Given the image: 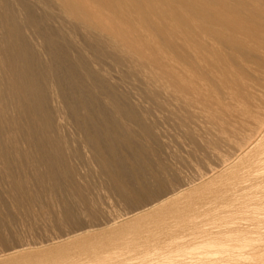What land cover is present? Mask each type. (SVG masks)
Returning a JSON list of instances; mask_svg holds the SVG:
<instances>
[{"label": "bare ground", "instance_id": "bare-ground-1", "mask_svg": "<svg viewBox=\"0 0 264 264\" xmlns=\"http://www.w3.org/2000/svg\"><path fill=\"white\" fill-rule=\"evenodd\" d=\"M39 219L0 264L252 263L264 0H0V237Z\"/></svg>", "mask_w": 264, "mask_h": 264}, {"label": "rangeland", "instance_id": "rangeland-1", "mask_svg": "<svg viewBox=\"0 0 264 264\" xmlns=\"http://www.w3.org/2000/svg\"><path fill=\"white\" fill-rule=\"evenodd\" d=\"M95 180H96V178H93L92 180H90V181H91V184H92V187H90V190H91V189L93 190V191L91 192V193H92V194H91L92 196H90V197H91L92 199L97 197V200H98L99 202H98L96 199H95V200L98 202V204H100V206L106 207V209H107V207H108V205H109L110 207H108V209H111V210H109V211H111V212H120V211L123 212V210H126V207H127V208L129 207L128 204H127V205L124 204L125 202H124V201H121V200L119 199L118 196H115L116 194H114L113 191H109V189L107 188V185H106V184H105V190H104V189H101V188L99 187V185H96V184H97V180H96V181H95ZM93 183H95V185H94ZM96 187H97V188H96ZM101 190H102V191H101ZM103 190H104V191H103ZM95 191H96V192H95ZM98 192H99V193H98ZM102 192H103V194H102ZM93 193H94L95 195H94ZM104 193L107 194V195L105 194V198L102 197V195H104ZM96 194H97V196H96ZM98 194H99V198H98ZM106 196L109 197V198L106 199V198H107ZM113 196H114V197H113ZM100 200H101V201H100ZM105 200H106L107 202H108V201H109V202L107 203ZM119 200H120V201H119ZM104 201H105V203H104ZM110 201H111V203H110ZM123 202H124V203H123ZM17 203H18V202H17ZM102 203H103V205H101ZM117 203H118V204H117ZM5 204H6V208H5ZM18 204H19V203H18ZM9 205H10V204H8L7 202L4 203L3 206H2V210H3V209H5L6 211H7V210H10V209H11V206H9ZM104 205H105V206H104ZM8 206L10 207V209H9ZM123 206H124V207H123ZM36 207H37V206H36ZM121 207H122V208H121ZM7 208H8V209H7ZM123 208H124V209H123ZM5 210H4V211H5ZM112 210H113V211H112ZM6 211H5V212H6ZM9 212H11V211H7L6 213H9ZM39 220H40V219H39ZM39 220H38V221H39ZM42 220H43V222H40V221H42ZM42 220H40L39 223H38V221H32V224H30V223L28 222V223L30 224V227H31V228L29 227V225H27V227H26L25 224H28L27 222L25 223V222L20 221V220H16V222L19 221V222H21V224H20L19 222H17V224H16V222H15V223L12 222V223H11V227L9 228L8 231L11 233L10 236H13V235H14L13 237H14L15 239H12L13 237L10 238L9 235L5 234V236H3V237H5L6 239L4 238V240H3V237H0V239H1V240H0V248L3 249V248H5L6 246H9V243L11 242V240H13V241H12L13 243L11 242L10 245H11V244H12V245H16V240H17V239H20V240H26V238H29V237H31V240H28V239H27L26 241H32L33 239H35V240L40 239V240H41V239L43 238V236H44V233L47 232L48 229L50 228L49 225H50V226L53 225V224H51V222H49L48 220H44V219H42ZM64 220H65V219H64ZM45 221H46V224H47V223H50V224H49V225L47 224V225L45 226ZM34 222H36V223L34 224ZM130 222H131V221H130ZM23 223H24V224H23ZM41 223H44V224H42V225H43L42 227L40 226ZM136 223H137V222H136ZM14 224H15V225H14ZM37 224H38L39 226H38ZM16 225H17V226H16ZM24 225H25V227H24ZM31 225H32V226L34 225V226H33L34 228H33ZM35 225H37L38 227L35 226ZM131 225L134 226V224H132V223H131ZM12 226H13V227H12ZM14 226H15V227H14ZM20 226H21V229L19 228ZM17 227H18V228H17ZM35 227H36V228H35ZM12 228H13V229H12ZM23 228H26V229H25L26 231H24ZM27 228H29V229H27ZM37 228H40V229L45 228V231H43L44 229H42L43 232H41L40 229H37ZM46 228H47V230H46ZM10 229H12V231H11ZM34 229H36L35 231H38V230H39L40 233H38L39 231H38V232L31 231L32 234L34 233V234H33L34 238H33V237L31 236V232H30V230H34ZM53 229H57V230L59 229L58 232H56L57 230H53L54 232H52V229H50V231H51L52 234H54V235H55V234L57 235V233L60 234L59 232L62 231V230H60V227H57V226H55V227L53 226ZM14 230H15V231H14ZM19 231H20V232H19ZM27 231H29V232H27ZM50 231H49V233H50ZM134 231H135V230H134ZM134 231H133V230H130V231H129V232H130V235H129V236H132V237H134V238H135V237H138V235H136V234H137V231H136V232H134ZM12 232H13V233H12ZM16 232H17V233H16ZM23 232H24V233H23ZM26 232L28 233V236H29V237H27V233H26ZM55 232H56V233H55ZM19 233H20V234H19ZM25 233H26V234H25ZM29 233H30V234H29ZM35 233H38V235H37L38 237L36 236ZM41 233H42V234H41ZM47 233H48V232H47ZM15 234L17 235L16 237H15ZM24 234H25V235H24ZM146 234L148 235V233H146ZM40 235H41V236H40ZM147 235H145V236H147ZM142 236H143V233H142ZM228 236H229V235H228ZM230 236H231V235H230ZM230 236H229V237H230ZM232 236L234 237L235 235L232 234ZM36 237H37V238H36ZM39 237H41V238H39ZM225 237H227V236H225ZM229 237H227V238H229ZM233 237H232V238H233ZM21 238H22V239H21ZM227 238H224V237H223V238H220V239H221V242L224 241V240L226 241ZM9 239H10V240H9ZM29 239H30V238H29ZM230 239H231V238H230ZM6 240H7V241H6ZM14 240H15V241H14ZM228 240H229V239H227L226 242L229 243ZM38 241H39V240H38ZM14 242H15V244H14ZM3 243H4V244H3ZM7 243H8V244H7ZM17 243H18V241H17ZM224 243H225V242H224ZM230 243H232V242H230ZM262 244H264L263 241H258L257 243H255V245H257L258 247H257L256 251H254V252H255V255H253L254 252L252 251V252H253L252 255H253V257H254V258H253L254 260L252 259V257H251V259H248V258L246 259V258H245L246 261H248V263H249V260H250V261L252 260V261L254 262V264H256L257 262H258V264H259L260 262H262V260H264V245H262ZM4 245H5V247H3ZM129 246H130V247H127V246L124 245V246H121L120 248H122V249H125V247H126V248H129V249H126V251H127V250H130L131 248L133 249V247H132L131 245H129ZM176 246H177V245H174V243H173V247H175L176 249H177V248H180L179 246H177V247H176ZM250 247H252V246H250ZM120 248L118 249L119 251H117V250H114V251H113V250H112V252H113V253L115 252L116 254H113V255H112V254H111V253H112L111 251H109L108 253H106V255H105L106 258H105V257L102 258V261H101V259H100V260L97 259L98 262H97L96 260H94V261H92L93 263H92V262H89V263H90V264H91V263H92V264H98V263H99V264H101V263H102V264H105V263H106L105 261H106V259H107L108 257H109L110 259H117V258H116V255H119V257H122V256H123V259H122V258H120V259L118 258V260H120L119 262H121V261H123V260H126V261H127V260H128V258H127L128 256H130L129 258L132 257L131 255H128V252H129V254H131L130 251H127V254H126L125 250H123L124 253H125L126 255H128L127 257H124L125 254L122 253L123 251H122V249H120ZM134 248H135V247H134ZM207 248L209 249V247H205V248L203 247V248H200V249H198V250H193V251H194V252H196V251H201V249H202V250H203V249L205 250V249H207ZM248 248H249V247H248ZM248 248H247V249H248ZM132 249H131V250H132ZM169 249H171V251H172V250H173V249H172V246H170ZM181 249H182V247H181ZM181 249H180V250H181ZM183 249H184V247H183ZM210 249H212V248H210ZM135 250H136V249H133V250H132V251H134V252H133V253H134V256H133V259H131V261L134 260L135 263H134V262H131L130 260H128V261L131 262V263L128 262V264H136L137 261H136L135 259L137 258L138 251H140V250L137 249V253H136L137 255L135 254V252H136ZM248 250H250V249H248ZM174 251H178V249H177V250H174ZM257 251H258V252H257ZM261 251H262V253H260ZM119 252H121V253H119ZM178 252H179V251H178ZM248 252H249V251H248ZM256 252H257L258 254H256ZM133 253H132V255H133ZM250 253H251V250H250ZM107 254L109 255L108 257H107ZM120 254H121L122 256H121ZM110 255H111V257H112V256H113V257L115 256V258H113V257L111 258ZM126 255H125V256H126ZM135 255H136V257H135ZM252 255H251V256H252ZM109 258H108V259H109ZM125 258H127V259H125ZM249 258H250V256H249ZM256 258H257V259H256ZM103 259H105V260H103ZM110 259L107 261L106 264H108V262H109V264H110L112 261L114 262V260H111V262H110ZM121 259H122V260H121ZM137 259H138V258H137ZM259 259H260V261H259ZM243 260H244V259H243ZM95 261H96V262H95ZM100 261H101V262H100ZM244 261H245V260H244ZM255 261H256V262H255ZM103 262H104V263H103ZM116 262H118V261H116ZM253 262H252V263L250 262L249 264H253ZM262 263L264 264V261H263ZM262 263H261V264H262ZM87 264H88V263H87ZM112 264H113V263H112ZM115 264H116V263H115Z\"/></svg>", "mask_w": 264, "mask_h": 264}]
</instances>
